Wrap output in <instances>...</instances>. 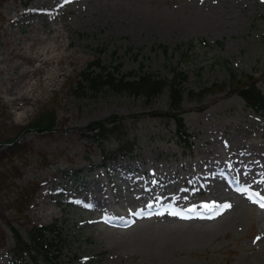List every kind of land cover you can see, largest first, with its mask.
<instances>
[{"label": "rangeland", "instance_id": "rangeland-1", "mask_svg": "<svg viewBox=\"0 0 264 264\" xmlns=\"http://www.w3.org/2000/svg\"><path fill=\"white\" fill-rule=\"evenodd\" d=\"M8 33L18 47L58 39L68 56L24 120L10 117L2 91L19 72L3 59ZM0 60V264H12L10 226L26 243L47 228L59 264H264V119L237 92L264 94V0H0ZM103 70L166 86L151 99L88 90L82 75ZM180 75L189 147L158 116ZM46 114L49 131L29 130ZM113 117L102 138L88 130Z\"/></svg>", "mask_w": 264, "mask_h": 264}, {"label": "trees", "instance_id": "trees-1", "mask_svg": "<svg viewBox=\"0 0 264 264\" xmlns=\"http://www.w3.org/2000/svg\"><path fill=\"white\" fill-rule=\"evenodd\" d=\"M92 65H97L99 68V63H92ZM83 81L87 84L88 90H99L104 87L114 89L116 91H127L133 94H140L145 96L147 99L154 98L158 94L161 93L163 88L166 86L164 81L154 80L150 75L142 74L137 77V80L128 81L125 77L115 78L110 73H106L104 70L100 74L92 75L86 72L82 75ZM185 80V77L180 75L177 82L173 81L170 85V101L171 107L170 112L166 114H158L159 117L172 119L176 124V137L178 139V143L182 144L184 147H189L190 143V135L188 134L182 118L176 113L179 110V104L181 102L182 89L180 85L182 81ZM239 96L244 100L246 105L251 108V110L264 118V94L261 93L254 84H250L249 86L241 87L238 91ZM53 114V113H52ZM46 114L38 118L32 125L29 127V130L35 132H46L49 131L53 127V115ZM115 117L107 119L102 122H95L89 125L88 130L91 131L98 139L104 136L103 133H107L106 124L110 123L115 127ZM130 151V150H129ZM13 240H14V248L11 250L12 261L14 264H17L18 261H22L27 258H32L34 264L35 258H33V254L45 256V261L47 264H59L58 257L52 255L50 259H48L50 251L54 246L52 243H47L45 240V232L48 231L47 228L44 227H36L29 231V243L24 242L18 231L12 226L9 227ZM55 250H59V247ZM59 252V251H58ZM58 255V254H57Z\"/></svg>", "mask_w": 264, "mask_h": 264}, {"label": "bare ground", "instance_id": "bare-ground-1", "mask_svg": "<svg viewBox=\"0 0 264 264\" xmlns=\"http://www.w3.org/2000/svg\"><path fill=\"white\" fill-rule=\"evenodd\" d=\"M153 21L157 24H162L164 28H166L169 22L163 15L154 16ZM32 31H35L34 27ZM13 37V33L5 35L2 43L6 48V53L3 59L12 62V67L19 69V72L15 78L8 79L5 77L2 79V91L7 96L6 104L10 110V117L14 116L18 120H24L40 104L42 97L48 94L49 90L54 87L58 76L63 71L61 65L68 56L64 52L65 45L58 41V39L50 42L51 44L42 43V45H38L37 43H32L29 46L23 45L18 47L17 41L15 42ZM1 62L3 60H0ZM4 72L5 70L1 68L0 74H4ZM234 190L238 192L241 190V187L234 186ZM88 191V195L87 191L84 194L94 203L103 201L105 198L104 194L98 195L95 190L88 189ZM80 200L82 199L78 201ZM219 210L223 212L225 210L224 205H221ZM109 219L111 222L109 223L110 226L121 227L124 224L121 219L116 217H110Z\"/></svg>", "mask_w": 264, "mask_h": 264}, {"label": "snow or ice", "instance_id": "snow-or-ice-1", "mask_svg": "<svg viewBox=\"0 0 264 264\" xmlns=\"http://www.w3.org/2000/svg\"><path fill=\"white\" fill-rule=\"evenodd\" d=\"M66 2H67V0H66ZM224 207H225V208H230L231 205H224ZM260 207H261V208H264V203L260 204Z\"/></svg>", "mask_w": 264, "mask_h": 264}]
</instances>
